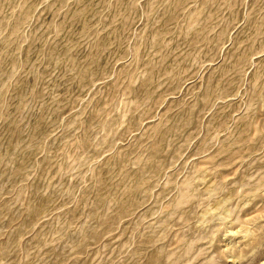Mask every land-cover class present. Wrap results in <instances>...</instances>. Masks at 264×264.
<instances>
[{"label": "rangeland", "instance_id": "rangeland-1", "mask_svg": "<svg viewBox=\"0 0 264 264\" xmlns=\"http://www.w3.org/2000/svg\"><path fill=\"white\" fill-rule=\"evenodd\" d=\"M0 264H264V0H0Z\"/></svg>", "mask_w": 264, "mask_h": 264}]
</instances>
